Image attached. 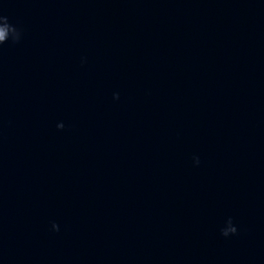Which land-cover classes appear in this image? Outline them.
Returning <instances> with one entry per match:
<instances>
[{
	"label": "water",
	"instance_id": "obj_1",
	"mask_svg": "<svg viewBox=\"0 0 264 264\" xmlns=\"http://www.w3.org/2000/svg\"><path fill=\"white\" fill-rule=\"evenodd\" d=\"M0 264H264V0H0Z\"/></svg>",
	"mask_w": 264,
	"mask_h": 264
}]
</instances>
